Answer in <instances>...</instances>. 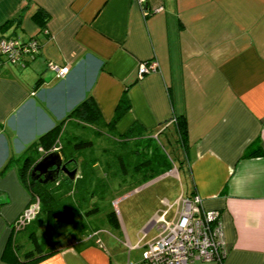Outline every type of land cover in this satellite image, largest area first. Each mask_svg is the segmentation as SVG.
Listing matches in <instances>:
<instances>
[{"label": "crops", "instance_id": "0c3cea01", "mask_svg": "<svg viewBox=\"0 0 264 264\" xmlns=\"http://www.w3.org/2000/svg\"><path fill=\"white\" fill-rule=\"evenodd\" d=\"M8 20L0 36L37 35L42 49L23 66L0 55V264H20L3 257L12 234L22 253L31 248L14 227L31 195L10 158L87 96L110 120L126 87L131 107L118 130L135 121L174 128L184 113L186 163L135 187L141 194L117 224L107 218L30 264H142L157 218H178L181 195L192 192L222 212L223 264H264V0H0V24ZM151 60L157 67L140 76Z\"/></svg>", "mask_w": 264, "mask_h": 264}, {"label": "trees", "instance_id": "16d2710c", "mask_svg": "<svg viewBox=\"0 0 264 264\" xmlns=\"http://www.w3.org/2000/svg\"><path fill=\"white\" fill-rule=\"evenodd\" d=\"M35 16L41 22L43 34L48 35V13L39 8ZM12 22L13 20H8L0 24V32L6 31ZM33 37L41 40V46L40 51L28 62L34 60L42 49V39L37 35ZM8 61L22 66L28 63ZM130 107L131 100L128 87H126L116 105L112 118L107 121L94 97L92 95L87 96L50 130L29 144L24 155L10 158V164L16 162L19 164L20 174L31 195L30 203L36 196L41 199L40 214L36 215L27 225L25 224L22 229L29 225L41 226L45 224L44 231L50 232L56 225L63 222L66 216L79 212L86 215L97 213L101 210L99 199L103 200L113 191H119L123 187L146 182L175 166V159L169 156L162 144L154 140L155 129L135 121L124 132L118 130L116 125L118 120ZM70 124H75L80 128L93 127L97 135L96 137H86L80 133L81 130L69 133L67 128ZM173 125L176 130V143L183 153L177 159L180 166H183L188 159L186 155L190 145L189 128L185 114L176 115ZM103 130H105L104 135L102 134ZM161 133H164L163 130L159 132V135ZM105 136L112 138L115 145L106 144L101 149L100 154L89 153V149H94L96 143L94 138L102 137L105 139ZM54 143L59 147L68 166L71 168L78 167L76 176L72 178L67 173H63L56 182H43L33 178L30 170L42 155L39 146H43L46 151L50 150ZM253 152V150L248 149L246 155ZM4 167L0 173L3 172ZM107 216L113 223L119 222L118 213L114 208L108 211ZM86 228L83 227V231ZM30 237L35 242V247L22 253L17 244L16 235L13 236L12 234L10 243L3 250V257L11 262L30 264L55 249L52 248L48 252L43 251L35 231H31ZM19 253H22L23 256L20 257Z\"/></svg>", "mask_w": 264, "mask_h": 264}, {"label": "built area", "instance_id": "2783aa9c", "mask_svg": "<svg viewBox=\"0 0 264 264\" xmlns=\"http://www.w3.org/2000/svg\"><path fill=\"white\" fill-rule=\"evenodd\" d=\"M138 2L144 5L147 0ZM40 46L41 40L37 37L0 36V54L13 62L27 63L40 51ZM49 65L59 75L69 71L68 65L55 61H50ZM157 65V60L141 62L139 75L154 70ZM180 202L178 218L165 217L166 211L157 218L159 232L145 243L142 264H196L198 259L223 264L229 245L221 210L207 207L198 192L182 194ZM40 207L41 199L36 196L16 219L15 229L24 227Z\"/></svg>", "mask_w": 264, "mask_h": 264}, {"label": "rangeland", "instance_id": "374dc122", "mask_svg": "<svg viewBox=\"0 0 264 264\" xmlns=\"http://www.w3.org/2000/svg\"><path fill=\"white\" fill-rule=\"evenodd\" d=\"M162 127H159L160 129ZM164 129L158 130L155 128V132L153 133L155 138L154 140L159 142L163 145L164 150L169 154L170 157L175 159V166L178 165V159L177 157L181 156L180 148L178 144L176 143V135L174 128L170 126L163 127ZM81 130L80 133L85 135L86 137H96V133L94 131L93 127H85L80 128L76 126L75 124L68 125L67 131L69 133H73L74 131ZM163 130L164 133H161L159 135V131ZM105 130H103V135ZM159 135V136H158ZM97 139V140H96ZM94 138L96 141L94 149H89V153H96L100 154L101 149L106 145H115L112 138L106 137L104 138ZM43 148V146H41ZM41 148V149H42ZM59 148L55 143L52 145L50 149ZM45 151V149H42ZM178 161V162H177ZM140 184L130 185L121 188L119 191H113L109 196L104 198L103 200L99 199V204L101 205V210L97 213L86 215L83 212H79L77 214L69 215L68 217L63 220V222L59 223L55 226L53 230L50 232H45V224L39 225H29L25 228H21L19 240L24 243L25 246H29L31 248L35 247V242L30 237L31 231L36 232V237L38 241L42 245L43 251H48L52 248L58 247L59 245L66 243L67 241L76 239L80 234H83V227H87L86 229L92 228L93 226L100 224V223H106L107 222V213L110 209L114 208L118 214L126 213V209L130 205H134L135 199L137 196L141 194L138 190H135V187H138ZM135 190V191H134ZM146 192V191H145ZM130 204L128 205L127 203ZM128 205V206H127ZM41 210V207H40ZM38 211L36 215L40 214L41 211ZM35 215V216H36ZM34 216V217H35ZM33 217V218H34ZM33 218L31 220H33ZM30 220V221H31ZM29 221V222H30ZM27 222L26 225L29 223ZM196 264H215L213 262H205L201 259H198L196 261Z\"/></svg>", "mask_w": 264, "mask_h": 264}, {"label": "water", "instance_id": "95a60500", "mask_svg": "<svg viewBox=\"0 0 264 264\" xmlns=\"http://www.w3.org/2000/svg\"><path fill=\"white\" fill-rule=\"evenodd\" d=\"M61 172H65L74 178L78 172V167L71 168L58 148L46 150L34 163L30 170L33 178H38L43 182L58 181Z\"/></svg>", "mask_w": 264, "mask_h": 264}, {"label": "flooded vegetation", "instance_id": "af4514ba", "mask_svg": "<svg viewBox=\"0 0 264 264\" xmlns=\"http://www.w3.org/2000/svg\"><path fill=\"white\" fill-rule=\"evenodd\" d=\"M63 173H65V172H61V174H63ZM61 174H60V175H61ZM40 178H42V177H41V176H39V179H40ZM36 179H38V178H36Z\"/></svg>", "mask_w": 264, "mask_h": 264}, {"label": "clouds", "instance_id": "9594fccd", "mask_svg": "<svg viewBox=\"0 0 264 264\" xmlns=\"http://www.w3.org/2000/svg\"><path fill=\"white\" fill-rule=\"evenodd\" d=\"M59 149V148H58ZM60 150V149H59Z\"/></svg>", "mask_w": 264, "mask_h": 264}]
</instances>
